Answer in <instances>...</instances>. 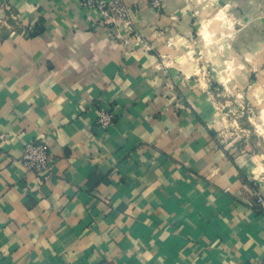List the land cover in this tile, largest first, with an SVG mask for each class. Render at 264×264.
Instances as JSON below:
<instances>
[{
    "label": "crops",
    "instance_id": "obj_1",
    "mask_svg": "<svg viewBox=\"0 0 264 264\" xmlns=\"http://www.w3.org/2000/svg\"><path fill=\"white\" fill-rule=\"evenodd\" d=\"M124 2L132 30L76 0H0V264H264V182L212 124L201 63L222 24L227 71L259 61L243 88L264 124V0ZM40 137L48 182L18 162Z\"/></svg>",
    "mask_w": 264,
    "mask_h": 264
},
{
    "label": "rangeland",
    "instance_id": "obj_2",
    "mask_svg": "<svg viewBox=\"0 0 264 264\" xmlns=\"http://www.w3.org/2000/svg\"><path fill=\"white\" fill-rule=\"evenodd\" d=\"M190 2L194 3L196 0H190ZM206 23L211 24L210 21ZM221 25L218 24L217 29H212V25H209L211 31L209 37L205 36L202 30L203 26L201 27V36L204 40L206 39L205 57L201 63L205 64L209 71L208 78L212 85L209 99L217 111V117L212 124L218 129L224 144L243 154L249 159V162L256 166L255 169L261 173L258 178L264 182V124L261 121L260 108L253 105L254 103H248L249 99L247 100V93L253 92L250 88L263 82V77L259 76L261 75L259 61H254L253 66L250 65V68L252 67V70L259 74L258 76L248 77L250 70H246V66H243L244 62L237 63V61H234V66L243 68L242 72L240 71L237 76L231 75L227 71L231 66L230 33ZM210 58L218 60L212 61ZM216 66L218 67L217 75L212 73L215 72ZM249 79L253 82H247ZM248 85H251L249 89L243 88Z\"/></svg>",
    "mask_w": 264,
    "mask_h": 264
},
{
    "label": "built area",
    "instance_id": "obj_3",
    "mask_svg": "<svg viewBox=\"0 0 264 264\" xmlns=\"http://www.w3.org/2000/svg\"><path fill=\"white\" fill-rule=\"evenodd\" d=\"M78 6L93 13L95 21L104 24L126 25L132 30L130 8L124 0H76ZM154 9L161 10V0H151ZM115 114L112 110L103 109L98 118V124L108 128L114 122ZM27 172L34 174L41 182H48L55 173L57 157L53 154L47 138L40 137L25 144L18 158ZM257 203L264 209V195L258 193Z\"/></svg>",
    "mask_w": 264,
    "mask_h": 264
},
{
    "label": "bare ground",
    "instance_id": "obj_4",
    "mask_svg": "<svg viewBox=\"0 0 264 264\" xmlns=\"http://www.w3.org/2000/svg\"><path fill=\"white\" fill-rule=\"evenodd\" d=\"M217 19H220V16H219V17H217ZM208 29H209V28H207V31H208Z\"/></svg>",
    "mask_w": 264,
    "mask_h": 264
}]
</instances>
